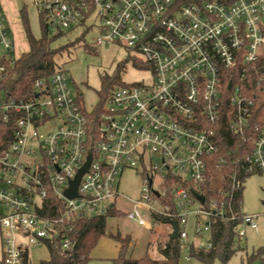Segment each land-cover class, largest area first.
I'll return each instance as SVG.
<instances>
[{
	"label": "built area",
	"instance_id": "1",
	"mask_svg": "<svg viewBox=\"0 0 264 264\" xmlns=\"http://www.w3.org/2000/svg\"><path fill=\"white\" fill-rule=\"evenodd\" d=\"M31 3L51 34L96 30L97 46H122L141 55L152 81L114 89L95 134L88 117L95 106L80 103L65 71L37 79L25 99L0 91V124L12 127L11 143L0 148L4 264H33L31 248L56 241L62 255L72 254L75 223L112 209L123 214L119 200L131 202L125 217L138 226L155 228L167 220L174 232L177 224L182 249L189 245V228L195 236L212 235L214 218L236 220L224 204H202L193 187L206 182L210 160L224 163L216 158L215 127L225 116L233 133L244 136L249 127L254 133L252 151L237 162L233 190L264 174V125L256 120L250 97V84L255 81L260 91L264 83V0ZM10 25L0 1V81L20 58ZM89 152L78 196L69 199L65 192ZM129 170L142 175L136 200L120 190ZM260 217L241 213L238 237L246 236L245 228L257 231ZM191 247L210 249L212 242Z\"/></svg>",
	"mask_w": 264,
	"mask_h": 264
},
{
	"label": "trees",
	"instance_id": "2",
	"mask_svg": "<svg viewBox=\"0 0 264 264\" xmlns=\"http://www.w3.org/2000/svg\"><path fill=\"white\" fill-rule=\"evenodd\" d=\"M21 24L24 37L30 47L27 53L20 56L18 61L7 68L5 76L0 81V91L14 99H25L31 96L33 84L37 79L49 77L52 74L64 71L65 56L72 55V51L83 38L65 45H56L57 41L66 37L71 32H59L57 34L49 33L44 21L39 17L42 34L36 38L31 31L28 12L26 6L20 10ZM85 49L92 51L93 47L85 45ZM130 63L138 70H150V65L140 58L130 56L126 64ZM126 64L119 66L113 76L106 75L102 78V89L98 91V103L94 107L93 113L88 115L91 133L95 134L97 123L104 110L105 104L111 92L117 87L139 86L142 84L123 83L121 73ZM256 78V77H255ZM254 81V80H252ZM250 97L256 101L253 109L255 118L264 125L262 117L264 111V83L260 91L252 82L250 84ZM80 103H84L79 99ZM224 113H226V98L224 99ZM12 127L10 124H0V148L6 147L11 143ZM219 153L216 158H223V164H217L210 160L208 163L207 180L199 187H193L196 193H202L206 198L208 207L212 201H217L219 206L224 204L228 208L229 217L231 214L238 215L236 220H223L216 217L211 222V242L210 249H197L191 247L190 255L197 259L201 264H214L220 261L227 264L242 248L240 243L242 239L238 237L237 229L241 224L243 188L233 190V179L235 172H238V160L252 151L251 136H254L253 130L249 127L244 136L233 133L229 128L226 116L215 127ZM256 136V135H255ZM92 142L90 145L93 146ZM184 185H187L184 183ZM167 186H170L167 184ZM232 194V196H231ZM231 196V198H230ZM122 213L110 210L108 215L93 218H82L78 220L72 230L71 236L75 240V249L70 255H62L59 249V243L56 241L48 245L50 258L41 261L38 264H89L92 260L91 254L97 247L103 237H110L118 243L120 251L118 258L114 261L117 264H181L182 248L179 239L169 238L164 248L161 249V258H153L149 254L134 259L132 250L135 241L130 235L123 236L121 233L113 234L107 231V221L112 217H122ZM164 223H169L167 220ZM261 259L264 262V249L255 252L249 261ZM4 264V260L0 261Z\"/></svg>",
	"mask_w": 264,
	"mask_h": 264
},
{
	"label": "rangeland",
	"instance_id": "3",
	"mask_svg": "<svg viewBox=\"0 0 264 264\" xmlns=\"http://www.w3.org/2000/svg\"><path fill=\"white\" fill-rule=\"evenodd\" d=\"M7 14L10 16L11 25L9 26L11 33L14 35L17 56L27 53L30 49L21 26L20 10L24 6L27 8L28 19L32 34L38 38L41 36V25L36 8L30 0H2ZM12 1V3H11ZM17 24L16 30L13 24ZM96 30L85 31L77 29L75 32L69 33L68 36L57 41L56 45L62 46L78 38H83L72 51V55L65 56L64 71L67 73L69 82L75 96L85 103L91 109L98 103V91L102 89V78L106 75L113 76L119 66L126 64L129 53L122 46L96 45ZM91 45L92 51L85 49V45ZM134 57L142 58L140 55ZM122 81L126 84L146 83L152 81L150 70H138L130 63H127L125 69L121 73ZM117 86L115 89L120 88ZM159 161V157L154 158ZM140 172V169L137 170ZM136 171H126L120 181V190L128 198L136 200L140 197L142 189V175ZM117 207L123 210L122 217H112L107 221V231L113 234L121 233L123 236L130 235L135 241L132 250V257L139 259L147 254L153 258H161L158 254V246L165 244L167 235L164 225L159 224L153 231L149 227H139L136 223L128 220L125 215L128 213L132 204L129 201L119 200ZM242 211L245 214H260L259 229L257 231L245 228L246 236L240 243V250L227 264H264L261 259L249 261V258L258 250L264 249V174H255L245 179L243 185V202ZM190 239L186 249H182L181 264H201L197 259L190 255L191 246H206L211 234L204 231L202 236H195L193 230L189 228ZM149 246L151 248H149ZM31 260L33 264L46 261L50 258L49 250L46 246L31 248ZM119 255V245L113 239L103 237L97 247L91 254L92 260L89 264H117L113 259ZM3 260V248L0 234V261ZM214 264H223L216 261Z\"/></svg>",
	"mask_w": 264,
	"mask_h": 264
},
{
	"label": "water",
	"instance_id": "4",
	"mask_svg": "<svg viewBox=\"0 0 264 264\" xmlns=\"http://www.w3.org/2000/svg\"><path fill=\"white\" fill-rule=\"evenodd\" d=\"M91 159H92V153L89 152L86 164L79 171V173L77 174L76 178L71 181L70 188L65 192V195L67 196V198L72 199V198H75V197L78 196V186H79L80 180H81L82 176L88 171V169L90 167ZM193 194L202 204L205 203V201H206L205 196L197 194L196 192H194ZM173 238L174 239H178V227H177V224L174 225Z\"/></svg>",
	"mask_w": 264,
	"mask_h": 264
},
{
	"label": "crops",
	"instance_id": "5",
	"mask_svg": "<svg viewBox=\"0 0 264 264\" xmlns=\"http://www.w3.org/2000/svg\"><path fill=\"white\" fill-rule=\"evenodd\" d=\"M1 2H2V4H3V6H4V3H3V1L2 0H0ZM31 1V0H30ZM8 2L10 3V1L8 0ZM11 3H12V1H11ZM5 7V6H4ZM6 9V8H5ZM7 10V9H6ZM9 14V13H8ZM9 18H10V16H9ZM11 21V20H10ZM21 26H22V24H21ZM16 27H17V24H13V28L16 30ZM22 30H23V27H22ZM162 225H164L165 226V228H166V235H167V239H166V242H165V244L167 243V241L169 240V238L171 237V236H173V232H172V228H171V225H169L168 223H162ZM139 227H142V226H139ZM150 229H151V231H153V228H151V227H149ZM165 244H160L159 246H158V254L157 255H159V256H161V254H160V252H161V249L162 248H164V246H165ZM149 248H151L150 246H149ZM119 251H120V248H119ZM162 257V256H161ZM118 258V257H117ZM115 259H113V261H114Z\"/></svg>",
	"mask_w": 264,
	"mask_h": 264
}]
</instances>
